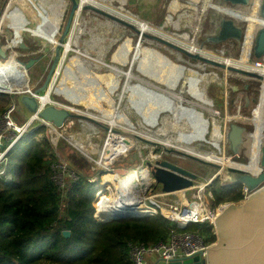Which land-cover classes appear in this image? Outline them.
Returning a JSON list of instances; mask_svg holds the SVG:
<instances>
[{
    "label": "rangeland",
    "instance_id": "1",
    "mask_svg": "<svg viewBox=\"0 0 264 264\" xmlns=\"http://www.w3.org/2000/svg\"><path fill=\"white\" fill-rule=\"evenodd\" d=\"M5 1L6 0L0 1V9L4 6ZM57 1L58 0H44V6L46 7L44 9L48 11L49 15L51 14L52 11L50 9L51 7L50 5L57 3ZM94 1L100 4L98 6L95 5L97 8L105 12H108L113 16H116L117 18L121 19L124 22H128L134 25L132 19L135 18L128 16V13H130L131 16H135L141 20L148 22L149 24L152 23L151 25L155 27H162L161 29L164 31V33L168 34L169 36L187 33L190 39L194 40L197 48L211 52L216 51L206 46L203 43L202 37L203 34L207 33L212 29L213 26L212 22L214 20L222 18L215 13L216 11L215 6L217 4V1L219 0H211L212 8L207 9L203 14L201 13L200 8L204 3V0H194V1L177 0L178 1L177 4L175 3L172 4L171 3L172 0H125V3L123 5L124 10H119L118 7H120V2L118 0H103V1L101 0V2L99 0H94ZM77 2H79V0H77ZM178 4L180 5V7L177 6ZM70 7H71V1L65 0V7L60 8L61 11L64 12L60 23V32L62 28H64ZM173 8H176L177 10L175 12H172ZM60 9L58 8V10ZM33 10L35 14L36 13L39 14L38 12L43 13L41 7H38L37 9L33 8ZM168 14H171V22L166 21V17ZM223 18H227V17H223ZM28 25L29 28H32L35 27L36 23H34V21L32 20V23L31 24L28 23ZM78 31L80 32L78 33ZM68 33L69 34L67 35L64 41L67 42V40H71V41L73 40L75 42H73L71 48L66 53H64V50L61 47L60 50L61 61H59L60 64L65 65L66 68L65 70L71 71L73 75L74 72L72 68H75L76 71L83 76L84 74H88V76H84V78L86 79V83L89 86H91L92 90H90L88 87H87L88 89L86 88L85 82L81 80L77 82H78V86L80 87L82 86L83 88L89 91V93L92 96L91 98H94V92H97L96 86L99 85L101 89L104 92H106L109 96L110 94H112L114 104L112 106L108 105L107 108L102 107L96 110L90 108L88 104L82 103L81 100L80 101L77 100L75 103H77L78 105L81 104L83 106V107L81 105L75 106L76 108L81 110L80 113L77 112V115L79 116H75L67 119L66 121L67 126L63 129H59L58 135L55 134L53 131L52 132L50 131L51 133H48L47 129L44 130V132L35 135L34 138L37 140H42L45 137L48 139L49 145L52 147L51 148V156L53 158L52 160L62 161L71 170H73L75 174H78L80 178L83 177L86 179L88 176L94 178H100V176L98 177L96 176L98 175L97 172L101 170L100 169L101 166H98L93 162V160L98 161L99 155L94 153L90 155L92 160L86 159L75 147L69 145L66 140H68L67 137L70 134H73V137L76 138L77 140H80L85 144L89 142L92 144H96L99 146V149L101 150L102 148H104L103 144L107 137V130L108 127L110 128V125L104 123L102 120L98 118L95 119L93 117L86 116L84 112H91L92 114H99L102 116H105L104 115L105 113H109L110 116V113L112 111L117 110L118 111L117 115L119 117V120L122 122L125 128L124 126H122V124L114 125V128L113 127L112 128L123 132L124 131L129 132V130L126 127L133 129V131H131L130 134H128L130 136L127 135L128 138L127 136H124L129 141L131 140L132 142H136L135 144H138L140 142V140H138L135 137L136 135L142 136V133H139L140 130L138 126L140 120L145 126H147V130L144 131L145 134L143 138L146 139L147 142L151 140L154 141L156 144H152L150 142L145 143L144 149L140 151L142 157H145V155H148L149 153H151L152 155L159 154L160 152H162L163 147L167 150H172L174 146L163 145L161 141L165 136H172V137L175 136L178 143L179 142L184 143L190 140L192 142L191 143L192 146L198 149L199 151H203V152L214 151L217 156L220 155L226 156L229 159L228 164L233 163V165L236 166L237 168L246 169L250 172L255 170V166L246 163L247 157L245 151L244 153L243 151H241V153L239 152V156H237L238 158L232 157L231 159L229 158V156L231 157V155L229 151L226 149V144L223 147L221 142L212 141L210 139V135L212 129H214V124H213L214 122L219 123L221 132L223 133L226 130L225 127L227 125V122L229 121L228 117L234 116V114L236 113V111H238V109H239L238 111L239 120L237 121L240 124L247 126L248 129L249 128L251 129V131L253 130V128L264 129V126L261 125L257 126L256 124H253L250 120L252 118L251 115L256 111L258 98H256L254 102L252 101L248 106H245L243 95L240 104L239 101L238 102L233 101V98L237 96V93H235L234 89H231V87H234L235 84L236 86H241V87L243 86V84H250L252 85V87L254 88L257 87L259 90L261 88L260 85L261 81H257L256 78L246 75L239 76L238 78L226 75L227 79L225 80L223 78L225 76L223 73L224 71L221 73V71L218 70L219 68L218 69L210 68L208 65L204 68V70L197 69L196 67L192 66L197 62L196 60H192L187 55L171 48L172 49L171 51H173L172 53L168 48H163L160 44L158 45V47H155L148 43L147 38L145 36L139 39L138 32H136V30L133 29L131 26L125 25L121 21H117L113 18L107 17L92 9H86L82 7L76 9ZM22 36L27 44L33 45V47L35 48L33 50L34 52H37V50H39L38 48L42 49L41 52H37L33 55H29L27 57L22 58V60L26 61L31 57L36 58L42 56V59L36 61L28 69L29 82L33 83L34 85L35 82L39 80L40 76L44 75L45 69L48 67V64L50 63L49 59L51 55V43L47 42L46 37L44 39L43 37L32 36L30 35L29 32H25V31L22 32ZM138 42L142 45V48L140 50L141 58L147 55H157V59L161 58L162 61L172 64L173 68H177L179 71H181L178 81L173 85V88L171 89L172 91L178 92L179 90H182L180 89L179 85L181 81L185 79L186 86L184 88V92L182 93V96L188 102L189 101L196 102L207 107L208 110L204 112V116L209 123V127H208L209 132L207 134V137L205 138L208 140L207 141L208 144H205L204 146L201 145L197 146V144L199 143L198 141H203L205 130L203 127L201 131L199 130V123L196 122L195 119L192 120L191 115L193 116L195 115V118L201 119V116L199 114L201 113V111H198L199 113L195 112L196 108L197 110L201 109V107H199L200 105L199 106L182 105L179 110L177 120L178 122L185 121L189 130L187 128L186 130L182 129V131H177L176 129L174 130L170 125L171 123L170 115L167 114L170 112L171 106L173 104V100L170 98V96L168 94L166 95L162 94L161 92L153 89L145 88L138 84L139 83L138 79H141L144 81V83L153 84L154 86L152 87L161 89L163 91H165L166 89L165 86L167 88H171L170 86H168L169 84L165 85L163 83V85H165L163 86L162 84H159L157 82H154L146 78L145 76H142L139 73V69H138V65L140 61L139 59H137L136 62L130 64L133 56L134 48L136 47ZM240 53L241 50L239 51V49L235 47L234 52L232 54L226 55L225 57H231L234 60H237L240 57ZM178 54L182 55L183 57L182 61L177 58ZM100 60L104 61L105 65L102 64L101 66H98V64H100ZM253 61L254 59L250 58L248 65H251ZM13 64H15L14 71H17V73L20 74L19 81L14 82L12 85H9L6 88H1L0 91H7L11 89V87L25 84V80H24L25 72L22 69H19V65L17 64L16 60H13ZM0 65L6 67L5 64H0ZM157 66H158L157 64H153L152 69L157 68ZM110 67H116L118 70L121 71L120 73L122 74L119 76L118 78L119 80L115 79V74L110 71L111 69ZM196 69L199 71V75L202 74L203 72L206 73H210L209 71L216 72L220 78V81L215 82L209 80L206 84L202 82V84L200 85V82L202 80L188 75V71H196ZM77 72L76 75H78ZM92 72H97L95 74L96 77L93 75ZM129 72L132 74V78L130 79L131 85L125 97L120 99V95L122 93L121 91L126 80L125 74ZM4 73L5 75L10 74L9 71H5ZM61 74H62V69L60 70V75H58V77L54 78L52 81V85H51L52 93L50 94V97L52 101H56L59 104L61 103L65 106H68L70 104L69 102L74 101L73 99L67 96L68 91L64 93H60L64 95L65 99L62 96L53 93L54 86H56L58 81L60 80ZM203 85L205 86L203 87ZM15 88L17 87L12 88L11 90H14ZM200 88L203 89V91L205 90V94L200 90ZM98 95L100 96L102 101L106 103V100L102 97V94L98 93ZM20 96L21 95L15 96L14 94H0V112L6 109L11 104V102H13L14 104L18 105L17 109L18 111H20V113L15 112V117L18 122H22L26 120L31 114V112H29L19 102ZM96 104L99 105L97 102ZM185 104L187 103L185 102ZM120 114H123L128 120H130L131 125L130 124L127 125L125 122H123V120L120 118ZM87 117H90L92 120L88 119ZM33 124H38V121H34ZM162 132H166V135L162 136L161 135ZM156 133H158L159 135ZM112 137L113 136L111 134V138ZM110 142L111 141L109 139L108 140L106 139V145L108 143L110 144ZM245 142L246 139H244L243 142L244 146H246ZM69 143L71 144L70 141ZM64 147H66L67 149L66 153L61 152V149ZM246 148L245 150L247 151ZM132 150L134 149H131V151ZM178 151L184 152L183 150L180 149H178ZM191 155L192 157L200 159V157L195 154H191ZM163 157L165 159L170 160L171 162L186 166L190 170L199 171L198 172L199 175L195 180L194 184L206 183L207 184L205 188L206 191L207 190L211 191L212 181L210 178H212L215 175V173L219 170L218 167L212 166L211 164H205L204 166H202L197 163L198 162L197 160L196 161L189 160L188 158H184L182 154L180 155L176 154L174 151H171V153L169 152L167 154H164ZM139 164H140L139 159H136L133 162L130 161L127 162V159L123 160L122 156H119L110 165H106V166L107 168L110 169L128 167V165L135 168V166ZM228 164H225V166ZM93 168L95 169L93 170ZM102 171H105V169H102ZM100 174L105 175L106 173L100 171L99 175ZM226 175L227 174L219 172L217 176V180L220 184L223 185L227 182ZM109 176L113 180L114 184L116 182H119L120 176L117 179H114V177H112L111 175H108V177ZM89 188L92 191L94 190V194H95L96 192L95 184L93 185V183H90ZM94 194H93V198H94ZM225 203H229V202H225ZM225 203H221V204L224 205ZM211 205L212 206L214 205L212 200H211ZM103 222H108V221L104 220ZM191 226L195 227L197 231L201 229L198 228L200 224H191ZM212 231L215 233V229H212ZM215 242H216V238L212 244H215Z\"/></svg>",
    "mask_w": 264,
    "mask_h": 264
},
{
    "label": "trees",
    "instance_id": "2",
    "mask_svg": "<svg viewBox=\"0 0 264 264\" xmlns=\"http://www.w3.org/2000/svg\"><path fill=\"white\" fill-rule=\"evenodd\" d=\"M44 130L39 127L20 138L9 153L12 181L0 180V264H131L127 243L153 244L169 237L174 226L160 215L96 220L94 190L83 177L68 184L62 202L50 179L52 147L46 137L34 138ZM61 152L66 153V147ZM211 187L213 206L244 197L241 185H222L217 177ZM198 228L190 224L187 230L208 244L215 241L211 224ZM65 230L70 232L67 237Z\"/></svg>",
    "mask_w": 264,
    "mask_h": 264
},
{
    "label": "built area",
    "instance_id": "3",
    "mask_svg": "<svg viewBox=\"0 0 264 264\" xmlns=\"http://www.w3.org/2000/svg\"><path fill=\"white\" fill-rule=\"evenodd\" d=\"M26 1L30 2L33 8L37 9L38 7H41L43 13L39 14L38 19L34 18L33 15H26L24 12H22V10L18 7V0H6L4 6L0 9V47L3 45H7L6 57L5 58L0 57V64H5L6 67L10 68L5 71L8 70L13 71V69L15 68L14 66L15 64H13V60H16L17 64L22 65L23 68L25 69L24 71L27 73V81L29 82L28 71L24 66L25 60H22V58L27 57L29 55H33L37 52H41L42 49L40 48H38L39 50L36 49L37 52H34L33 50L23 51L16 47H11L9 45L14 35V28L12 26V18L10 16V12H12L14 9H18L20 13L27 20L25 25L28 26V23L31 24L33 20L34 23H36L35 29H38L39 26L40 27L42 26L44 27L46 32L48 31L47 26L43 25L42 23L48 25L47 16H49V14L48 11L44 9L46 8L44 6V0H26ZM79 1L81 3V0ZM232 6L239 7L234 5ZM250 7L251 4L250 6H248V10L250 9ZM258 7L259 5H257V9ZM239 8L247 9V7H239ZM60 11L61 9L58 10V12ZM63 13L64 12L62 11V17H63ZM60 23L61 22H59V25L57 26V31L54 34L57 42L51 43V55L49 62H51L54 57V47L58 44L59 36L63 30L62 28L60 32ZM255 31L256 29H254V35H255ZM25 32H29L30 35L36 36L32 33V31H25ZM37 37H43V36H37ZM253 37L249 46V54L251 47L253 45V39H254ZM243 41H244V35L241 40V52L243 47L242 44ZM64 43L65 41H63L62 44L63 50H64ZM201 52L205 53V56L202 57L211 59L221 64H222V60L227 58L225 56L229 55V53H224V49L217 50L216 52H211L199 48L195 49L194 52H191V54L199 55ZM191 59L196 60L194 58ZM196 61L197 62L192 66L196 67L197 69L204 70V68L208 65L207 63L201 62L199 60ZM198 63L201 64V66H198L197 65ZM261 65H264V56L260 59H254V61L251 64V67L254 66L260 67ZM62 68H63V64H60L59 62L56 68L54 69L49 86L43 94L40 92L38 93L36 92V87L42 82L43 76H40L39 80L35 82V84L29 90L26 91L27 94L34 96V98L36 99L37 111L42 110L43 108L49 105H53L57 108L64 106V105H60L56 101H52L50 97V94L52 93L51 90L52 81L54 78L60 75V70ZM218 68L217 69L220 70L221 73L224 71L222 68L220 67ZM197 69L195 72L199 75V71ZM212 73L215 76L211 75ZM202 74H209L210 77L213 76L214 79H216L211 81H215V82L220 81V78L216 72L210 71V73L203 72ZM226 75L232 76V73L228 72V74ZM226 75L223 77L225 80L227 79ZM9 77L11 78L9 79ZM14 78L15 77H13V75L2 74V78H0V80H2V82H8L11 80H13L11 82L19 81L18 78L15 80ZM202 82H204V80L200 82V85L202 84ZM202 92L205 93V90L203 91L202 89ZM23 93L16 94L14 92L0 91V94H14L15 96L22 95ZM53 93L56 95H60L64 98L63 94H58L54 90ZM40 95L43 96L46 95L50 101L42 104L41 100L39 99ZM241 99L242 98H239L238 100L239 104ZM17 107L18 105L11 102V104L6 109L0 112V180L3 181L5 184H10L12 181L11 173L7 172L9 153L24 134L31 133L39 127H45V130L47 129L48 133H51L52 131L55 133L56 130L63 129L67 126L66 124L67 120L64 122V124L61 127H56L51 122L45 121L44 119L38 117L36 112L35 113L31 112L30 116L26 120L22 122H18L15 117V112L20 113V111H18ZM238 111H236V113H239ZM72 112L77 113L76 110H72ZM228 120L238 122L237 120L234 119H228ZM34 121H38V124H33ZM226 130L224 131V134L226 133ZM110 132L113 136V140H112L113 144L118 142L121 143L118 147H123L124 143L129 144V141L126 143V138L122 135L121 133L122 131H116L115 129L110 130L109 127L107 130V137H106L107 140L109 139ZM106 139L104 141L103 147L106 145ZM66 141L69 145L75 147L86 159L92 160L90 157L91 155L90 153L88 154L85 151H82L81 147H79L76 143L73 145L72 143L70 144L68 140ZM225 142H226L225 137L221 138V144L223 147L225 145ZM90 147L91 146H88V143H86L85 148L90 149ZM130 148L131 146L129 145L128 147H125L124 151L120 152L107 165H110L119 156L127 154L130 151ZM159 156L160 154L152 155L151 153H149L148 155H145V157L140 158L141 159L140 164L135 168H124V167L121 169L111 168L113 170L107 168V166L102 167L99 164L100 158H98V161L93 160V162L94 164L101 166L100 171L105 172L106 174L99 175L100 171H98L97 172L98 175L96 177L100 176V178H94L90 176H88L86 179L84 178L85 181H87L88 183H93V185L95 184L96 187L94 198L91 201V205L93 207L92 215L96 220L103 222L104 220L97 218L95 215L96 213L99 212L103 213L104 210L106 211L109 209V213L112 214L110 215L109 220L106 221L160 215L162 218L168 220L174 226V229L171 230V233L166 240H158L153 244H145L143 242H133V241L127 243L128 257L131 264H146L147 256H154L157 259V261L160 263L161 262L167 263L178 257H190L198 253H200L201 256L205 257L206 247L211 246L212 243L210 244L206 243L202 236H200L196 232L188 231L187 228L190 224L208 223L211 224L214 229V220L221 212L219 210H221L224 206L221 203L215 206L211 205L212 194L210 190L206 191L205 189L207 186L206 183L205 184L201 183L203 186H201V184L193 183V185L190 187L175 191L167 192V191L157 190L155 184L156 182L154 178L150 175L147 167L144 166L143 163L144 160L150 162V160L156 159ZM229 158L231 157L229 156ZM49 168H50V179L53 182V185L55 186L56 190L58 191L61 201L63 202V200L66 198V190L68 184L80 180V176L78 174H75L73 170H71L65 163H63L60 160H52L49 164ZM94 169L95 168H93V170ZM102 169H105V171H102ZM142 170L146 171L147 179H148L147 183H143V175L141 174ZM131 173H134V175H136L135 180L132 182H127L125 184L120 182H116L114 184L105 180L106 175H111L112 177H114V179H117L119 176L127 177ZM243 192H244V196H247L248 193L245 192L244 188H243ZM101 193L103 196H106L109 199V207L107 206L106 203L104 204L101 203L102 201V198L100 196ZM118 210H133V213L127 212L120 214ZM105 213L108 214L107 212Z\"/></svg>",
    "mask_w": 264,
    "mask_h": 264
},
{
    "label": "water",
    "instance_id": "4",
    "mask_svg": "<svg viewBox=\"0 0 264 264\" xmlns=\"http://www.w3.org/2000/svg\"><path fill=\"white\" fill-rule=\"evenodd\" d=\"M71 7L65 21L64 28L59 36L58 44L54 47V58L49 67V70L44 78L43 83L36 89V92H43L48 88L50 83L51 74H53L54 68L57 66L61 59L60 50L69 32V27L73 20L75 10L80 7L86 9H92L107 17L113 18L117 21L123 22L125 25L134 26L128 22H124L121 19L105 12L95 5L87 4L80 5V1L70 0ZM224 3L229 4H241L248 5L250 0H222ZM258 15L264 20V0H260L258 7ZM12 18V26L14 28V35L10 41L11 47H16L20 50H28L30 47L23 40L22 31L17 30L18 27L24 26L27 22L25 17L20 13L18 9H14L10 12ZM219 36L215 38L219 40L226 37L232 36L237 40L240 38V28L235 26L232 21L227 18L220 19ZM146 38H154L159 42L180 51L181 53L200 59L201 61L207 62L211 65L224 68V65L219 62H214L207 58L199 55L191 54L184 48L171 43L165 39L160 38L157 35L144 34ZM213 38V39H215ZM253 48L249 54V58L260 59L264 56V26H258L253 37ZM7 45L0 47V57H6ZM40 57H31L24 62L25 68L28 69L38 61ZM230 72H236L241 75L262 79V76L254 74L243 69L227 66ZM19 102L29 112H36L37 116L44 119L45 121L51 122L56 127H61L64 122L72 117L79 116L77 113L72 112V109L68 107H55L53 105L46 106L42 110L37 111V101L34 96L29 95L26 91L20 96ZM254 102V101H253ZM249 100H246L245 106H248ZM88 119L92 120L90 117ZM227 130L225 133V139L227 144V150L237 156L240 145L242 144L243 137H245L246 127L238 122L229 121L227 123ZM142 140V138L137 137ZM185 154V153H184ZM134 156L136 153L133 154ZM186 155V154H185ZM193 158L203 164H211L215 167H220L215 162H208L201 158ZM156 164L162 166H152L150 173L157 183H160L162 191H175L183 188L190 187L193 179L196 175L184 168L165 162L157 161ZM259 170L255 174H251L247 171L240 170L232 167H225L226 181L230 184L241 185L246 192L247 196H244L241 200L235 202H229L224 204L219 215L214 220V229L216 234V242L209 247H206V256H201L200 253L190 257H178L167 263L161 262V264H264V140L260 145L259 159H258ZM216 173L211 181L218 176ZM227 205V206H226ZM64 236H69L70 232L65 230L62 232Z\"/></svg>",
    "mask_w": 264,
    "mask_h": 264
},
{
    "label": "bare ground",
    "instance_id": "5",
    "mask_svg": "<svg viewBox=\"0 0 264 264\" xmlns=\"http://www.w3.org/2000/svg\"><path fill=\"white\" fill-rule=\"evenodd\" d=\"M99 1L101 2V0H99ZM118 1L120 2V7H118L119 10H124L123 9L124 8L123 5L125 3V0H118ZM192 1H194V0H192ZM176 2H178V1L177 0H172L171 1L172 4H174V3L177 4ZM87 4L97 5V6L100 5L98 2H96L94 0H81V3H80L81 6L87 5ZM259 4H260L259 0H252L251 7H250L249 10H247V9H244V8L233 7L232 5H230L228 3H224L222 1H217V4L215 6L216 7L215 13L218 16H220V17H227V19L232 20V21H234V22H236L238 24H241V23L245 24V30H243V35H244V41L242 42L243 47H242V52L240 53L239 59L233 60L231 57H227V58L223 59L222 60V64L224 65V68H222V69L224 70V75L228 74V72L231 73L230 71L227 70L226 67L227 66H233V67H237V68L243 69L245 71L247 70V71L252 72L254 74H257L259 76H262L261 77L262 78L261 79L262 85H261V88H260V92L257 94L258 101H257V105H256V111L251 115L252 118L250 120H251V122L253 124H256L257 126L258 125L264 126V65H261L260 67H256V66L251 67V65H248V63H249V46H250V42L252 40V37L254 36V29H256L258 26H261V25L264 26V20H262V18H260V16L258 15L257 5H259ZM50 6H51L50 9L52 11H51V14L49 16H47V20L50 22L49 23V27H47L48 31L46 32L44 27H42V26L40 27L39 26L38 29H35V27H34L32 33L34 35H36V36H39L41 33H45V36L47 38L48 43H55V42H57V40H56V37L54 36V34L56 33L57 26L59 25V22H61V19H62V11H60L58 13L57 10H58V8L60 9L61 7H65V1L64 0H59V1H57V3H54V4L50 5ZM177 6L180 7L179 4ZM18 7L26 15H33V17L36 18V19H38L39 14H41L40 12H38L39 14H37V13L35 14L32 6L26 0H18ZM208 8H212L211 7V0H204V3L202 4V6L200 8L201 9V13L203 14ZM176 10H177L176 8H173L172 12H175ZM128 16L135 18V19H132L133 20V24H134L133 26H134V28L137 29V32H138V35H139V39L141 37H143L144 34L157 35V36H160V38H162V39H165V40H167V41H169L171 43H174V44L178 45L181 48H184L188 52H194V50L197 49V46L195 45L194 40L190 39V37H189V35L187 33H183V34H180V35L169 36L168 34L164 33V31L161 29L162 27H155V26L151 25L152 23L149 24L148 22H146L144 20H141V19H139V18H137L135 16H131L130 13H128ZM166 21L167 22H171V14L167 15ZM25 27H26V25L18 27L17 30L18 31L21 30L23 32ZM79 32L80 31H78V33ZM147 41H148L149 44H151V45H153L155 47H158V45L160 44L163 48H168L170 51L173 49V48L171 49V47L169 48V46H167V45H163V43L159 42L158 40H156L154 38H150L149 37V38H147ZM73 42H75V41L67 40V42L64 43V53H66L71 48V45L73 44ZM139 42L136 45V47L134 48V52H133V56H132L130 64L134 63L136 61V59H138V56L140 55V50L142 48V45ZM171 52L173 53V51H171ZM199 55L200 56H205V53L201 52ZM177 58L179 60H181V61L183 60L182 55L178 54ZM98 63H99V61H98ZM102 64L105 65L104 61L100 60V64H98V66H101ZM18 65H19V69H22L23 71L25 70L22 65H20V64H18ZM197 65L201 66V64H199V63ZM110 68H111L110 71L115 74V79L119 80L118 78L122 74V73H120L121 71L118 70L116 67H110ZM7 69H10V68L9 67H3L2 65H0V78H2V74L5 75L4 72ZM65 69H66L65 65H63L62 74H61L60 80L58 81L57 85L54 86V91L56 93L60 94V93L66 92L67 90H71V89L73 90L75 88L77 93H79L80 90H79V86H78V82L77 81L78 80H81V81L83 80V82L86 83L84 76H88V74H84V76H83L80 73H78L75 68H72V70L74 72V75H72V74H70L71 71L65 70ZM8 71L10 72L9 75H13V77H15L14 80L17 79V78L19 79L20 74L17 73V71H14V69H13V71H11V70H8ZM76 72L78 73V75H76ZM92 73L96 77L95 74L97 72H92ZM188 75L196 77V78H199L200 80H204V84H206L209 80H216L213 77V76H215L213 73L211 74V75H213V76H211V78H209L210 77L209 74H200V75H198L195 71H188ZM125 78H126V80H125V84H124V86L122 88V91H121L122 93H121V95L119 94L120 95V99L125 97L126 93L128 92V90L130 88V84H131L130 79L132 78V74L130 72L126 73L125 74ZM24 80H25V84L14 86V87H17L14 90H11L12 88H14V87H11V89H9L7 91L8 92H14L16 94H21V93L29 90L33 86V83L27 81L26 72H25V79ZM138 80L140 82L144 83L143 80H141V79H138ZM11 81H13V80H11ZM11 81L2 82V80H0V89L1 88H6L9 85H12L14 82H11ZM147 85L154 86L153 84H147ZM87 86H88V88L90 90H92L91 86H89L88 84H87ZM179 86H180V89H182V90H179L178 92H175V91H172L170 89L171 91L168 92V95L173 100V104L171 106L170 112L167 113V114L170 115V118H171L170 125H171L172 129H174V130L176 129L177 131H182V129L185 130V127L187 128V125H186L185 121L178 122V120H177V116H178V113H179V110H180L181 106L182 105H188V106H193V105L199 106L200 105V106L203 107V105H201L199 103H196V102H191V101L188 102L182 96V93L184 92V88L186 86V80L185 79H183L181 81ZM204 86L205 85H203V87ZM153 88L158 90V91L161 90V89H158V88H155V87H153ZM96 89H97V92L101 93L102 97L106 100V103H104L102 101V99L100 98V96L98 95V93L94 92V96L96 98L94 97V98H91L90 100L95 105L94 108L96 110H98V109H100L102 107L107 108L108 105L112 106L114 104V101H113V98H112L111 94L109 96L106 92H104L101 89V87L99 85L96 86ZM200 90L202 91L201 88H200ZM39 99L41 100L42 104L50 101L46 95L45 96L40 95ZM95 101L97 103L99 102L100 106L97 105ZM185 102L187 104H185ZM60 105H63V104L60 103ZM75 106H76L75 104L70 103L68 106H65V107H68L69 109H72V110H76L77 112L80 113L81 110L76 108ZM84 114L86 116H90V117H93L95 119L98 118V119L102 120L104 123L110 125L111 128L112 127L114 128V125H118V124L121 125L122 124V122L119 120V117L117 115L118 114L117 110L112 111L110 113V116H109V113H105L104 114L105 116H102V115H99V114H92L91 112H84ZM120 118L127 125L128 124L131 125L130 120H128L123 114H120ZM230 118L234 119V120H239L238 119L239 118V113H235L234 116L228 117V119H230ZM138 124H139L138 125L139 126V130H140L139 133H143L144 131L147 130V126H145L141 122V120H140V122ZM213 124H214V129H212L211 138L210 139L212 141H214V142H221V138H224L225 134H224V132L223 133L221 132L219 123L214 122ZM122 126H124V125L122 124ZM145 127H146V129H145ZM91 128H92V126H91ZM124 128H125V126H124ZM126 128L129 130V132H127V131L122 132L123 136H127L128 134H130L131 131H133V129H131L129 127H126ZM139 130H137V131H139ZM161 131H164V130H161ZM55 133L58 135L59 134L58 130H56ZM156 134H158V133H156ZM161 135L162 136L166 135V132H162ZM128 136H130V135H128ZM128 136H127V138H128ZM67 138L73 145L76 143L79 147H81L82 151H85L88 154L89 153L90 154H94V153L98 154L99 158H100L99 164L102 167H105L107 164H109L111 162V160H113L120 152L124 151L125 147H128L127 144L124 145L123 147H118L121 144L119 142L113 144L112 143L113 137L111 138V132L109 134V140L111 141L110 144L108 143L101 150L99 149L98 145L92 144L90 142L88 143V146H91L90 149L85 148L86 144L81 142L80 140H77L76 138H74L73 134H70ZM245 139H246L245 144L247 146V151L245 153L246 157H247L246 158L247 159L246 163L252 164L253 166H255V170L251 171V172L246 170V169L237 168L236 166L233 165V163L228 164L229 163V159L226 156H224V155L217 156L214 151H204V152L203 151H199L198 149H196V148H194L192 146V144H191L192 142L190 140H188V141H186L184 143H181V142L178 143L176 138H175V136L174 137L165 136L162 139L161 143L163 145H166V146H174V147H176V148H178L180 150H183L184 152H187L189 154H195V155L199 156L200 158H202L205 161L215 162L216 164H219L220 167H219V170L216 173H219V172L221 173L222 172L224 174H227L226 171H225V167H227L228 165H231V166H234L232 168H237V169H240V170L247 171V172H249L251 174H255L259 170V165H258L259 149H260L261 143L264 140V129H262V128H253V130L251 131V129L249 128V130L245 133ZM135 143L136 142H132L130 140L129 141V146H131V147L133 145L137 146L138 144H135ZM225 164H228V165L225 166ZM231 166H229V167H231ZM141 174L143 175V183H147L148 179H147L146 171L142 170ZM135 176L136 175H134V173L129 174L127 177L120 176L119 182L120 183H124V184L127 183V182H132V181L135 180ZM105 180L110 182V183H114L113 180L111 179V177L110 176L108 177V175L106 176ZM201 186H203V185L201 184ZM100 196L102 198L101 203L102 204L106 203L107 206L109 207V199L106 196H103L102 194H100ZM110 211H112V210H110ZM118 211L120 212V214L127 213V212H129V213L132 212L133 213V210H118ZM219 211H222V210H219ZM105 212H107L108 214H106ZM111 214L109 213V209H108L106 211L104 210L103 213H100V212L96 213L95 216L97 218H99V219L100 218L101 219H107V218H110Z\"/></svg>",
    "mask_w": 264,
    "mask_h": 264
},
{
    "label": "flooded vegetation",
    "instance_id": "6",
    "mask_svg": "<svg viewBox=\"0 0 264 264\" xmlns=\"http://www.w3.org/2000/svg\"><path fill=\"white\" fill-rule=\"evenodd\" d=\"M219 1H222V0H219ZM251 2H252V0H250V3L248 4V5H241V4H234V6H239V7H247V10H248V6H250V4H251ZM229 4V3H228ZM230 5H232V4H230ZM220 19H217V20H214L213 22H212V24H213V26H212V31L210 30V31H208L207 33H205V34H203V43L206 45V46H208V47H210V48H212V49H214V50H220V49H224V53H229V54H232L233 52H234V49H235V47H237L238 49H239V51L241 50V40H242V38H243V30H245V24L244 23H241V24H238V23H236V22H234V21H232V20H230V21H232L233 22V24L235 25V26H237V27H239L240 28V31H241V35H240V38L237 40L236 38H233L232 36H229V37H226V38H222V39H220L219 40V37H218V39L217 38H215L216 36H219V33H218V31L220 32V30H219V26H220ZM213 38H215V39H213ZM28 46L30 47L31 45H29L28 44ZM252 48H253V45H252V47H251V50H250V52L252 51ZM29 50H34V49H31V47L28 49V50H23V51H29ZM175 50V49H174ZM176 51H178V50H176ZM215 51V52H216ZM180 52V51H179ZM197 55V54H196ZM200 56V55H199ZM189 57V56H188ZM54 58V57H53ZM190 58H192V57H190ZM40 59H42V57L40 58ZM194 59H196V60H199V61H201L200 59H197V58H194ZM28 60V59H27ZM209 60H211V59H209ZM52 61H53V59H52ZM52 61L50 62V64H49V66H48V68H46L45 69V73H44V75H43V80H42V82H41V84L43 83V81H44V78H45V76H46V74H47V72H48V70H49V67H50V65H51V63H52ZM213 61V60H212ZM201 62H204V61H201ZM215 62V61H214ZM204 63H207V62H204ZM153 64H157L158 66H157V68H155V69H152V67L151 66H153ZM208 64V66L210 67V68H214V69H217L218 67L217 66H214V65H211V64H209V63H207ZM58 65V64H57ZM56 68V67H55ZM54 68V69H55ZM138 69H139V73L142 75V76H145L146 78H148V79H150V80H152V81H154V82H157V83H159V84H162L163 85V83L166 85V84H169L168 86H170L171 88L170 89H172L173 88V85L178 81V79H179V75H180V73H181V71H179L177 68H173V66H172V64H170V63H168V62H165V61H162L161 60V58H158L157 59V56H150V55H148V56H146V57H144V58H142V61H140V63H139V67H138ZM53 72H54V70H53ZM210 72V71H209ZM232 73V77H236V78H238L240 75L238 74V73H236V72H231ZM52 75L53 74H51V77H52ZM231 76V75H230ZM242 76V75H241ZM257 79V78H256ZM50 81H51V78H50ZM257 81H261L260 79H257ZM41 84H39L37 87H36V89L38 88V87H40L41 86ZM260 85H262V81H261V84ZM86 87H88L87 85H86ZM47 89V88H46ZM46 89H45V91H46ZM231 89H234V91H235V93H237V96H235L234 98H233V101H238L239 100V98H242V95L244 96V102H245V104H246V100L248 99L249 100V103H248V105L252 102V101H255L256 100V98H257V94L260 92V89L258 90V88L257 87H252V85H250V84H243V86L241 87V86H236V84H235V86L234 87H231ZM79 93H77V91L75 90V88L72 90H67L68 91V93H67V96L69 97V98H71V99H73L74 101H77V100H81L82 101V103H84V104H88L89 106H90V108H93V109H95L94 107H95V105L91 102V100H90V95H89V91L87 92L86 90H84V88L81 86H79ZM44 92V91H43ZM43 92H40V93H43ZM205 94V93H204ZM92 97V96H91ZM255 99V100H254ZM201 107V109L200 110H197V108H196V110H195V112H197V113H199L198 111H201V113H199L200 114V116H201V119H198V118H195V115L193 116V115H191L192 116V120H196V122H198L199 123V130L201 131V129H202V127L204 128V130H205V133H204V136H203V141H198L199 143L197 144V146H204L205 144H208L207 143V139H205L206 137H207V134H208V132H209V123H208V120L205 118V116H204V112L206 111V110H208L207 109V107L206 106H200ZM217 115H218V113H217ZM239 123V122H238ZM228 125V124H227ZM227 125H226V129H227ZM245 126V125H244ZM246 127V132L249 130L248 129V127L247 126H245ZM110 130H113V128H109ZM187 129H188V127H187ZM185 130H186V127H185ZM116 131H119V130H116ZM123 132V131H122ZM121 132V133H122ZM144 132L142 133V136H139V135H136L135 137L137 138V137H139V138H142L143 139V141L142 140H140V139H138V140H140V142L138 143V145L137 146H135V145H133L132 146V148H130V151L127 153V154H124V155H122V158H123V160H125V159H127V162H133V161H135L136 159H139V160H141L140 158L142 157L141 156V154L139 153V151H141L142 149H144V145H145V143H152V144H156L154 141H151V140H149L148 142H147V140L146 139H144L143 138V136H144ZM126 138V137H125ZM210 138H211V135H210ZM244 139H245V137H243V141H242V144L240 145V147H239V150H238V154H237V156H239V152L241 153V151H243V153H244V151H245V153H246V150H245V148H246V146H244L243 145V142H244ZM128 142V140H127V138H126V143ZM226 144V143H225ZM124 145H126V144H124ZM127 145H129V144H127ZM245 147V148H244ZM131 149H134V150H132L131 151ZM226 149H227V144H226ZM247 149V148H246ZM171 151H174L176 154H182L183 156H184V158H188L189 160H195V159H192V158H190V157H192V155L191 154H189V153H187V152H185V154H184V152H181V151H178V149L177 148H173L172 150H167V149H165L164 147H163V149H162V152H160L159 154H160V156L158 157V158H156V159H153V160H150V162H147V160H144V163H143V165L144 166H146L147 167V169H148V171H149V173H150V168L152 167V166H158V167H160V168H163L162 166H160L159 164L157 165L156 164V162L157 161H165V162H168V163H171V164H174V165H177V166H180V167H182V168H184L185 170H188V171H190V172H192V173H194L195 175H196V178L195 179H193V183L195 182V180L197 179V177H198V175H199V171H193V170H190V169H188V167H186V166H183V165H179V164H177V163H174V162H171L170 160H168V159H165L164 157H163V155L164 154H167V153H171ZM134 153H136V155L134 156L133 154ZM229 153H230V155H231V159H232V157H237V156H233V154H231V152L229 151ZM238 158V157H237ZM202 159V158H201ZM203 160V159H202ZM196 161V160H195ZM198 164H200V165H202V166H204L205 164H203V163H201V162H197ZM129 164V163H128ZM138 166V165H137ZM136 167V166H135ZM121 168H123V167H121ZM120 168V169H121ZM124 168H134V167H131L130 165H128V167H124ZM150 175H151V173H150ZM152 176V175H151ZM153 177V176H152ZM216 178V177H215ZM214 178V179H215ZM212 179V178H211ZM213 179V180H214ZM155 180V179H154ZM212 180V181H213ZM156 182V181H155ZM193 183H192V185H193ZM156 184V188H157V190H161V184L160 183H155ZM191 185V186H192ZM211 192V191H210ZM242 192H243V188H242ZM245 192H246V190H245ZM243 194H244V192H243Z\"/></svg>",
    "mask_w": 264,
    "mask_h": 264
},
{
    "label": "crops",
    "instance_id": "7",
    "mask_svg": "<svg viewBox=\"0 0 264 264\" xmlns=\"http://www.w3.org/2000/svg\"><path fill=\"white\" fill-rule=\"evenodd\" d=\"M177 3V2H176ZM42 23V22H41ZM49 21H48V25H46L45 23H42L43 25H45V26H47V27H49ZM28 29V30H27ZM23 31H33V27L32 28H29V25L27 26L26 25V27L24 28V30ZM39 36H43V38L45 39V33H41ZM47 40V39H46ZM139 58V60H140V58H141V55H139L138 56ZM144 58V57H143ZM142 59V58H141ZM136 61H137V59H136ZM135 61V62H136ZM152 67V66H151ZM79 81V80H78ZM83 81V80H82ZM85 81H86V79H85ZM139 85H141V86H143V87H145V88H149V89H153V90H156V89H154L152 86H149V85H147L146 83H143V82H140L139 81V83H138ZM86 85H87V83H86ZM131 85V84H130ZM163 86H165V85H163ZM87 88V87H86ZM165 91H163V90H160L159 92H161L162 94H168V92H170L171 90H170V88H167L166 86H165ZM88 89V88H87ZM97 91V90H96ZM156 91H158V90H156ZM96 93V92H95ZM112 95V94H111ZM95 97V96H94ZM96 98V97H95ZM76 101H72V102H69V103H73V104H75L76 106H79V105H81V104H77V103H75ZM98 104H99V102H98ZM82 106V105H81ZM83 107V106H82ZM101 219V218H100ZM107 219H109V218H107ZM146 264H161L160 262H158L157 261V259L154 257V256H147L146 257Z\"/></svg>",
    "mask_w": 264,
    "mask_h": 264
}]
</instances>
